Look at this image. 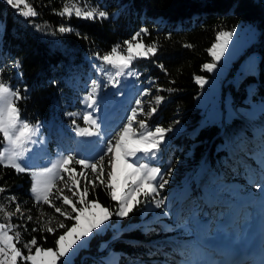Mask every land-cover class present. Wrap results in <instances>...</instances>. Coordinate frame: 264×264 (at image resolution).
<instances>
[{
    "label": "trees",
    "instance_id": "obj_1",
    "mask_svg": "<svg viewBox=\"0 0 264 264\" xmlns=\"http://www.w3.org/2000/svg\"><path fill=\"white\" fill-rule=\"evenodd\" d=\"M24 2L38 13L36 17L25 18L18 14L22 12L20 6L13 9L6 0H0V78L4 82L10 81L13 88H19L26 96L18 102V107L22 119L29 122L45 119L56 128L70 120L66 113L73 106L71 99L75 81L83 76L82 71L94 53L102 55L117 44L124 47L122 42L130 39L141 27L151 31V36L143 38L145 43L159 40L160 48L154 57L137 59L133 65L141 80L149 79L151 99L154 95L165 97L148 122L163 127L178 124L184 127L183 131L171 135L166 151L170 158L164 170L171 165L177 178L186 170L192 178L188 181L189 189L183 195L176 220L165 216L163 222L138 223L121 230L111 240L110 246L121 252L120 262L125 264H167L166 251H176L177 256L178 249H182L184 254L197 250L201 239L194 232L191 217L194 213L214 218L213 223H207L206 230L213 234L221 218L226 222L216 201L218 196H214L215 201H209L211 203L205 214L200 208L197 191L204 188L210 190L219 185L216 190L219 192L222 188L217 184L220 179H226L223 183H242L241 176L253 174L256 178L260 176L257 172L264 176V112L255 119L233 116L223 125L203 120L199 110L193 106L195 94L199 91L194 77L207 74L202 65L211 58L207 49L214 42L216 32L230 29L240 21H250L258 29V40L250 48L259 52L256 73L246 75L237 87L229 83V88L236 102L245 94L244 79L252 80L255 83L252 96L264 100V0H79L81 6L85 3L99 4L110 14L115 13L109 19L95 22L75 16L62 18L57 14L65 4L71 6L74 0ZM62 23L71 25L88 39L77 38L75 33L62 35L56 32ZM36 26L42 30L37 31ZM168 33H171V38L166 40L164 37ZM186 44L192 47H184ZM17 60L21 65L18 73L13 68ZM160 64L164 66L163 70L158 67ZM25 86L26 93L23 92ZM157 87L162 91L156 92ZM148 106L146 102L145 108ZM201 121L205 123L199 125ZM0 141H3L1 133ZM75 168L81 171L82 166L75 165ZM85 171L91 176L90 169ZM195 174L197 179L193 177ZM0 177V186L9 190L0 193V199L6 201L14 195L23 214L11 216V221L19 226L17 230L21 232L17 247L25 252L23 242L33 236L40 246L54 247L55 238L63 232L58 228L59 223L69 226L73 221L66 220L55 213L54 208L32 198L29 173L16 174L14 170L0 165ZM79 179L83 186V178ZM66 181L58 179L57 186L65 188ZM65 194L71 196L66 189ZM87 199L97 200L111 211H115L118 205L111 200L106 184L102 185L99 181ZM56 203L61 206L59 200ZM6 204L11 209L16 207V203L10 200ZM138 210L139 207L122 222L137 219ZM67 211L71 214L70 207ZM28 216L32 217L31 221L27 220ZM41 221L43 226L57 231L52 234L33 232L32 228L41 227ZM199 234L204 239L203 231ZM103 236L107 235L93 236L89 240V250L94 251L97 241ZM183 243L186 246H182Z\"/></svg>",
    "mask_w": 264,
    "mask_h": 264
},
{
    "label": "snow or ice",
    "instance_id": "obj_2",
    "mask_svg": "<svg viewBox=\"0 0 264 264\" xmlns=\"http://www.w3.org/2000/svg\"><path fill=\"white\" fill-rule=\"evenodd\" d=\"M6 3L13 9H18L22 0H6ZM25 7L27 11L20 12L19 15L25 18L38 15L32 7L27 4ZM57 14L62 18L71 19L75 16L77 19L92 22L103 21L109 19L110 15H115V13L110 14L99 4L85 3L81 6L79 0H74L71 6L65 4ZM36 28L37 31L42 30L40 26ZM234 31L235 29L216 32L215 41L207 49L211 62L204 63L202 70L212 73L218 68ZM56 32L62 35L75 33L77 38L88 39L86 35L81 36L71 25L63 23L56 29ZM146 36H151L150 29L141 27L131 35L130 39L122 42L127 46L126 49L121 44H117L103 55L94 53V58L100 63L94 64L93 67L98 70L102 79H93L87 86L85 94L79 101L83 105V111L66 113V116L71 119L72 130L76 136L96 138L94 142H98L99 151L95 158L80 157L76 153L69 152L66 155H60L50 166L38 170L29 167L27 164L29 155L37 145H43L45 142L40 136L41 125L39 121L32 124L22 119L18 102L26 96L19 88L13 89L10 81L4 82L0 78V133L3 134V141L0 143L6 142L7 144V147L0 151V165L14 170L16 174L30 173L33 177L31 192L34 194L35 201L54 208L55 213L65 217L66 220L74 221L70 227L64 222L59 223L58 228L64 231L55 238L54 247L40 246L37 238L33 236L30 241L24 243V249L28 251L27 255H24L21 248L17 247L21 239V232L17 230L19 226L0 223V264H18V262H23V264H73L77 249L83 248L97 232L107 227L112 217L123 220L141 206L159 209L161 215L164 216L169 214L166 211L168 198L163 195V190L170 183L174 169L169 165L164 171L153 164L167 141V134L174 131V128L159 125L151 128L148 124V118L157 112L156 106L160 105L165 97L152 96V99L147 101L149 106L145 108L144 97L150 96L152 89L144 88L134 98V104L130 105V110L126 111L121 126L110 134L104 131L103 120L98 115L101 111V96L99 95L101 88H113L116 89L113 95H122L120 93L122 81L127 77L140 75L132 67L133 62L137 59H150L158 53L159 40L145 43L143 38ZM164 38L170 39L171 33L166 34ZM184 47L191 48L192 45L186 44ZM134 49L140 51L134 52ZM20 67V62L14 61L13 68L18 70ZM158 67L164 69L162 64ZM194 80L201 89L209 82L202 75H196ZM160 91L162 90L157 87L156 92ZM167 91L172 92L173 89ZM23 92H27L26 86ZM153 101L155 106H153ZM81 116L85 127H81L75 119ZM141 116L144 118L141 119ZM136 125L139 126L138 129ZM75 165L82 166L79 173L76 172ZM118 165L122 166L119 185H117ZM88 169L91 170V176L85 171ZM62 173L68 174L67 179L71 181L73 187H69L67 181L65 188L57 186L58 179L64 180ZM77 177L83 178V186ZM97 181L102 185L106 184L111 200L117 202L118 207L115 211L102 206L97 200L87 199L94 191ZM89 185L92 187L90 188ZM254 187L260 194H264V183L257 182ZM65 189L71 192V196L65 194ZM7 191L9 190L5 186H0V193ZM8 199L16 203L15 213L23 215L17 198L12 195ZM57 200L60 201L61 206H57ZM65 206L70 207L71 214ZM94 209H98L99 212L92 211ZM15 213H6V215L11 217ZM27 220L31 221L32 217L28 216ZM24 227L27 230L26 225ZM32 231L52 234L57 229L45 227L41 221V227H34ZM11 232L14 234H10ZM182 264H200V262L185 259Z\"/></svg>",
    "mask_w": 264,
    "mask_h": 264
},
{
    "label": "rangeland",
    "instance_id": "obj_3",
    "mask_svg": "<svg viewBox=\"0 0 264 264\" xmlns=\"http://www.w3.org/2000/svg\"><path fill=\"white\" fill-rule=\"evenodd\" d=\"M20 7L22 12L27 11L24 0H22ZM233 29H235L233 37L229 41V47L225 50V55L222 57L218 68L212 73L207 72L206 75H202L205 76L209 82L203 89L199 87V91L195 94L193 102V106L199 110L203 120L216 121L219 125H223V123L227 122L233 116L255 119L259 114L264 112V100L259 96H252L255 85L252 80L244 79L245 94L240 100L235 102L231 94L229 83L237 87L246 75L255 74L259 59L258 50L250 49L258 40V29L256 26L250 21H240L234 27L226 29V31H231ZM1 30L2 21L0 19V32ZM126 47L127 46L124 45L123 48L126 49ZM133 51L137 52L140 50L134 49ZM124 54L126 55L127 53L125 52ZM239 57L240 59L237 61ZM208 62H211V58L205 63ZM87 63L88 66L82 71L83 76L75 81L71 99V104L73 106L69 109L70 112L83 111V105H81L79 101L85 94L87 86L90 85L93 79H102L98 70L93 67L94 64L100 63L94 58V55L88 59ZM132 67L137 71L134 65H132ZM15 72L18 73V70L15 69ZM144 88H150L149 79L141 80L139 76L127 77L122 81L120 86V93H122V95H113L116 89L101 88L99 93L101 96V111L98 115L103 120L104 131L106 133L110 134L121 126V121L125 117L126 111L130 110V105L134 104V98ZM144 100L146 102L151 100V95L145 96ZM75 119L81 127L86 126L82 116L76 117ZM38 121L41 125L40 136L44 138L45 142L43 145H37L35 150L29 155L27 164L33 170L50 166L60 155L68 154L69 151H66L60 143H63L64 147L71 145L74 147L78 146L75 153L80 157L95 158L99 151L98 142H94L96 138L76 136L75 132L72 130L71 119L65 121L56 128H53L51 122L45 119H40ZM36 122L37 121L30 123L35 124ZM201 122L203 124L205 123L204 121ZM148 124L151 128L157 126V124H151L150 122H148ZM135 127H138V125ZM173 128L174 131L167 134V141L153 164V166H159L162 170H164L170 158V155L166 151L169 149L168 143L171 135L184 130L182 124L175 125ZM259 131L261 132L262 130ZM6 147V142L2 143L0 151H3ZM121 167V165L117 166V185H119L121 179ZM108 170H110V168ZM76 172L79 173L80 171L76 169ZM178 172L180 173L179 170ZM182 173L183 175L180 178H177L175 173H172L170 183L163 190V195L168 198L166 211H168L169 214L167 217L173 220H176L180 213L183 195L185 191L189 189L188 181L192 178L188 170ZM257 174L260 176L256 178L253 174L241 176L243 180L242 183L236 181L223 183L226 179H220L217 183L222 186L219 192L216 191L219 185H216V187L210 190L209 188L198 190L197 195L201 204L200 208L202 213L207 214L211 203L209 201H215L214 196L217 195L218 199L216 201L221 209L222 217H226V222L221 218L215 225L216 230L215 234H213L208 231L206 232V230L208 228L207 223L212 222L214 218L210 216L204 218V215L194 213L191 216L194 222V232L199 235L197 238L201 239L198 249H192L186 254L183 253L182 249H178L177 256L175 255L176 251H166L168 257L166 258V260H168L167 264H182L185 259H193L200 262V264H225L229 255L239 257L235 258V262L238 260V264H240V262H243L241 264H264V194H260L254 187L255 183L259 181L260 183H264V176L258 172ZM29 176V192L34 199V194L31 192L33 177L30 173ZM67 176L68 174L64 175V180L67 179ZM193 177L197 179V174ZM77 178L79 179L80 177ZM257 178H259L258 181ZM67 184L69 187H73L71 181H68V179ZM8 201V199H6V201L0 199V209H2L0 210V223L14 224L11 221V217L7 216L6 213H15L16 207L11 209L6 204ZM92 211L99 212L98 209ZM164 217V215H161L159 209L141 206L138 210L137 219L128 220L126 222H122L121 219L116 217L115 219H111L107 227L96 233L97 235L106 234L107 236H103V238L97 241L94 251L89 250V240L83 248L77 249L73 257V264H125L120 262L121 252L110 246L111 240L116 238L123 229H127L138 223L148 225L154 221L163 222L165 219ZM201 231H203V235H205L204 239L200 237L199 233ZM10 234H14V232ZM60 234H62V232ZM25 242L27 241L23 242V246ZM182 246H186V244L183 243ZM23 254H28L27 249H25ZM242 258L244 261H242Z\"/></svg>",
    "mask_w": 264,
    "mask_h": 264
},
{
    "label": "bare ground",
    "instance_id": "obj_4",
    "mask_svg": "<svg viewBox=\"0 0 264 264\" xmlns=\"http://www.w3.org/2000/svg\"><path fill=\"white\" fill-rule=\"evenodd\" d=\"M235 258H239V257H234L232 255H229V257H227V260L225 262V264H238V260H236L237 262H235ZM242 261H244V259L242 258ZM243 263V262H240Z\"/></svg>",
    "mask_w": 264,
    "mask_h": 264
},
{
    "label": "crops",
    "instance_id": "obj_5",
    "mask_svg": "<svg viewBox=\"0 0 264 264\" xmlns=\"http://www.w3.org/2000/svg\"><path fill=\"white\" fill-rule=\"evenodd\" d=\"M205 122V121H204Z\"/></svg>",
    "mask_w": 264,
    "mask_h": 264
}]
</instances>
